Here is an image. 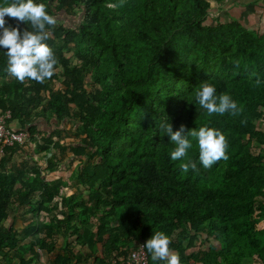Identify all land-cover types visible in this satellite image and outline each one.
<instances>
[{"label": "trees", "instance_id": "16d2710c", "mask_svg": "<svg viewBox=\"0 0 264 264\" xmlns=\"http://www.w3.org/2000/svg\"><path fill=\"white\" fill-rule=\"evenodd\" d=\"M36 2L57 20L46 43L58 63L44 83L20 82L0 48V115L10 112V127L28 135L0 156V264H41L53 254L52 264L86 256L106 264L155 231L170 237L181 263L191 250L193 264H264V83L254 85L264 81V32L213 17L225 0ZM59 16L78 20L62 25ZM202 82L243 114L209 115L195 98ZM38 119L84 136H57L49 149ZM161 120L174 131L219 129L228 158L205 169L189 137L199 172H182ZM42 152L52 154L38 167ZM74 161L77 170L63 175L61 165Z\"/></svg>", "mask_w": 264, "mask_h": 264}, {"label": "clouds", "instance_id": "9594fccd", "mask_svg": "<svg viewBox=\"0 0 264 264\" xmlns=\"http://www.w3.org/2000/svg\"><path fill=\"white\" fill-rule=\"evenodd\" d=\"M14 20L15 26L7 22ZM57 20L49 14L43 3L36 0H4L0 4V48L5 49L7 56L6 73L20 82L26 79L37 83H44L50 79L58 61L46 41L49 39V27H55ZM22 24L31 26L21 29ZM232 63L237 69L240 61ZM251 76H257L252 73ZM264 83L259 77L254 81L255 86ZM195 98L199 106L207 111L209 115L229 113L232 116L243 114V107L238 105L229 94H216V87L210 82H202L195 89ZM242 120V123H246ZM162 133L166 134L171 143L175 145L171 151V159L182 161L179 165L182 172H199L197 163L188 155L193 148L189 137L194 138L198 144L199 162L205 169L221 159H227V140L225 134L219 129L207 125L199 128L187 129L181 124L178 130H173V125L167 120H161L158 124ZM171 239L162 232L155 231L152 236L141 244L151 254L153 261H164L165 264H181L179 255L170 249Z\"/></svg>", "mask_w": 264, "mask_h": 264}, {"label": "crops", "instance_id": "0c3cea01", "mask_svg": "<svg viewBox=\"0 0 264 264\" xmlns=\"http://www.w3.org/2000/svg\"><path fill=\"white\" fill-rule=\"evenodd\" d=\"M212 15L213 17L221 16V19L224 21L237 19L250 30L264 32V0L225 1L222 9L212 13ZM35 124L38 126V129L48 135V138L51 134L56 136V134L61 133V130H64L65 127V123L58 124L55 120L47 122L43 119H39ZM12 127L16 130L20 129L17 123H13ZM54 257V254L52 259L41 257V264H52ZM73 264H93V260H90L87 256L84 258L79 257Z\"/></svg>", "mask_w": 264, "mask_h": 264}, {"label": "built area", "instance_id": "2783aa9c", "mask_svg": "<svg viewBox=\"0 0 264 264\" xmlns=\"http://www.w3.org/2000/svg\"><path fill=\"white\" fill-rule=\"evenodd\" d=\"M11 118L12 114L10 112L0 115V156L4 155L6 148L23 144L27 141L28 135L26 132L16 131L10 127L8 122ZM141 244L131 249L121 260L113 259L106 264H150L148 251L146 248H142Z\"/></svg>", "mask_w": 264, "mask_h": 264}, {"label": "rangeland", "instance_id": "374dc122", "mask_svg": "<svg viewBox=\"0 0 264 264\" xmlns=\"http://www.w3.org/2000/svg\"><path fill=\"white\" fill-rule=\"evenodd\" d=\"M59 24H62V25H73V23H77V20L78 19H75V18H67V17H64V16H59ZM39 120V119H38ZM74 129L72 130L71 128V131L68 132V131H65V130H61V133L59 134H56V136H54L53 134L50 135V143L47 142L46 145H48V148L51 149L52 146H53V141L54 139L57 137V135L65 140L66 142H69V143H72L73 140L76 138V135L80 134L82 136H84L83 132L78 128V127H73ZM259 128L262 129L264 131V119L259 123ZM75 132V133H74ZM49 141V140H48ZM39 141L37 140L36 143H38ZM29 152L31 153V155H33L34 153L32 152L31 149H29ZM46 152H42V153H39L37 155L34 156V158L37 160L38 162V167H42V166H46L50 157H51V152L49 153H46ZM62 154H64L65 156H70L71 154V150H67L65 149L64 151H62ZM98 160V157L95 155L93 157H91L88 161H87V166H86V169L88 172H91L92 169H93V165L94 163ZM79 161H74L72 163H66V164H63L61 165V167L64 169H66L67 172H62L63 175H68L69 176V172H72V171H75L77 170V167L79 166ZM85 165V163L83 164V166ZM71 166V167H70ZM52 178H55V176H53ZM262 226H264V222L262 223ZM192 251H188L187 252V255L185 253L182 254V257L185 258V262L184 263H181V264H193V261L192 259L189 257L188 254H190Z\"/></svg>", "mask_w": 264, "mask_h": 264}]
</instances>
